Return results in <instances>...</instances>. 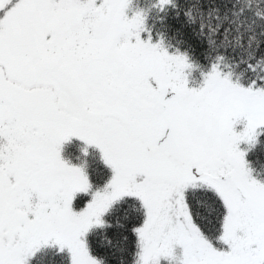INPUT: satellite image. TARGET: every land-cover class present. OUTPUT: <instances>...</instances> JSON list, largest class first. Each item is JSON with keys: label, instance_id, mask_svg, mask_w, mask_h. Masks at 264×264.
<instances>
[{"label": "rangeland", "instance_id": "obj_1", "mask_svg": "<svg viewBox=\"0 0 264 264\" xmlns=\"http://www.w3.org/2000/svg\"><path fill=\"white\" fill-rule=\"evenodd\" d=\"M125 2L0 0V264H27L44 244L98 264L84 234L124 194L144 208L138 264H260L264 183L248 180L240 143L264 124V90L215 73L186 87L178 57L120 30ZM73 136L113 170L78 208L85 173L60 154ZM36 151L45 168L33 154L25 169ZM195 178L225 202L224 248L190 218L182 188Z\"/></svg>", "mask_w": 264, "mask_h": 264}, {"label": "trees", "instance_id": "obj_2", "mask_svg": "<svg viewBox=\"0 0 264 264\" xmlns=\"http://www.w3.org/2000/svg\"><path fill=\"white\" fill-rule=\"evenodd\" d=\"M3 12L4 7L0 16ZM122 14L126 19L122 32L136 31L159 52L180 59L179 71L174 70L173 76L181 72L180 82L186 87L198 89L208 74L215 73L242 88L264 90V0H126ZM239 122L236 128L241 126ZM240 147L248 180L263 184L264 124L257 126L248 140L241 141ZM33 154L41 156L35 160L40 167L45 152H29L25 169L35 171L37 166L32 167L30 160ZM60 154L80 166L87 180V189L73 195L74 208L82 206L94 192L106 191L113 170L98 146L73 136L62 143ZM201 181L195 178L182 188L183 200L201 237L221 249L225 247L226 205L215 189ZM143 218L144 208L137 197L119 196L108 204L100 222L86 230L88 252L98 264H138L137 228ZM166 261L162 258L159 263ZM27 264H70V255L56 245L44 244ZM260 264H264V257Z\"/></svg>", "mask_w": 264, "mask_h": 264}]
</instances>
